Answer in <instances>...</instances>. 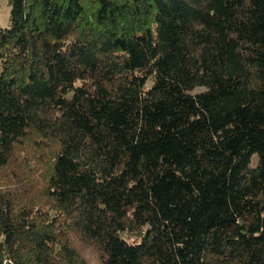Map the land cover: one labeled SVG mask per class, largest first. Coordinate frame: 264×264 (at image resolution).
<instances>
[{"label":"trees","instance_id":"trees-1","mask_svg":"<svg viewBox=\"0 0 264 264\" xmlns=\"http://www.w3.org/2000/svg\"><path fill=\"white\" fill-rule=\"evenodd\" d=\"M8 3L0 264H264V0Z\"/></svg>","mask_w":264,"mask_h":264},{"label":"rangeland","instance_id":"rangeland-1","mask_svg":"<svg viewBox=\"0 0 264 264\" xmlns=\"http://www.w3.org/2000/svg\"><path fill=\"white\" fill-rule=\"evenodd\" d=\"M10 5L8 0H0V26L7 27L10 25ZM254 161L257 159V156H253ZM256 157V158H255Z\"/></svg>","mask_w":264,"mask_h":264}]
</instances>
